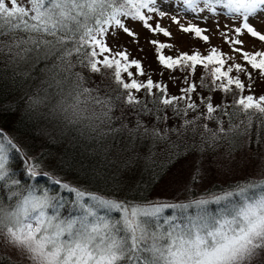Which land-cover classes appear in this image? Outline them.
Here are the masks:
<instances>
[{
  "label": "snow or ice",
  "instance_id": "snow-or-ice-1",
  "mask_svg": "<svg viewBox=\"0 0 264 264\" xmlns=\"http://www.w3.org/2000/svg\"><path fill=\"white\" fill-rule=\"evenodd\" d=\"M179 2L189 18L188 26H184L177 15L169 18L182 33L194 34L203 43H210L211 37L207 33L212 29L191 21H205V13L208 19H216L214 13L218 7L226 8L237 24L223 30L217 24L216 30L230 45L231 52L238 54L243 61L235 62L234 56H228L216 47L211 48L208 55H202L200 51L175 57L165 55L163 50L173 46L150 40L149 43L159 50L158 62L164 69L188 73L183 78L185 87L179 96L169 94L165 85L154 82L151 77L146 81L137 79V74L131 69L138 70L140 77L146 76L142 63L130 59L126 50L114 51L106 42L107 36H115L119 31L135 39L137 34L127 26L128 20L169 37L171 33L168 30L151 23L153 19L168 15L158 8V0H28V7L21 6L18 0H0V38H8L0 39V54L9 53L13 64L17 61L51 60L50 65H45V70L51 74L49 87L54 82L66 97L71 98V103L62 100L58 106L64 119L70 124L87 121V127L93 131L100 129V125H106L107 132L100 129L102 136L115 138L127 130L131 139L140 135L165 141L169 132L178 137L189 129L195 132L198 121L204 120L214 122L216 127H209L208 123L199 125L203 130L202 139L214 143L233 134H249L255 120L258 125L256 142L259 143L260 127H264V94L256 97L254 94L245 95V91L251 92L255 84L249 67L264 80V50H244L242 37L248 35L264 42V29L250 22L258 19L264 24V0ZM230 60L232 63H228ZM198 66L208 70L207 76L212 78L210 83L202 80L200 87L209 92L220 91V104L214 105L211 95H199L200 104L192 99L191 94L196 92L197 86L190 79ZM85 72L90 76L100 75L102 81H111L116 85L111 91L118 94L113 96L107 85L103 92L100 85L86 87ZM240 74L245 75L248 84ZM170 78L179 79L175 76ZM141 92L144 99L134 94ZM229 94L232 95L231 104L223 99ZM43 100L35 97L32 102L38 105ZM116 102L136 113L134 128L129 129L127 124L113 127L112 113ZM229 108L233 111L229 112ZM169 109L173 118L180 119L178 127L164 128L162 132L155 124L149 128L140 119L141 115L152 116L157 124L166 123ZM190 112L196 113L192 119L188 118ZM240 116L244 119H239ZM225 118L228 119L227 128L224 127ZM116 119H126L123 110ZM234 120L238 123H233ZM170 147L175 148L176 145ZM21 151L19 145L0 130V189L5 192V196H0V239L17 250L28 264H161V261L163 264H255L258 258L264 260V196L236 211L231 219L210 224L208 217L203 216L187 230L173 229L164 234L149 231V222L165 209H186L189 204L109 199L85 189L70 188L67 183L53 178L55 185H62L66 191L75 193L80 207L83 208L88 200L94 202L88 205L83 220L65 221L48 213L58 197L50 196L47 191L38 195V184L25 187L10 169L12 153L20 155ZM24 161L29 179L38 181L41 176L48 175L41 171L42 161L28 157ZM193 180L198 182L199 177L194 175ZM252 186L255 182L236 185L241 192ZM208 195L219 203L233 193L217 195L210 191ZM5 200L10 202L5 203ZM192 203L202 206L209 203V199L205 197ZM94 207L113 210L121 214V219L100 218ZM88 217H93L97 223L89 226Z\"/></svg>",
  "mask_w": 264,
  "mask_h": 264
},
{
  "label": "trees",
  "instance_id": "trees-1",
  "mask_svg": "<svg viewBox=\"0 0 264 264\" xmlns=\"http://www.w3.org/2000/svg\"><path fill=\"white\" fill-rule=\"evenodd\" d=\"M218 8H222L224 13L228 12L223 6ZM46 64L50 65L51 60H35L31 63L17 61L13 64L9 53L0 54V130L11 137L22 150L20 155L12 153L10 169L25 187L38 184V195L47 191L50 196L58 197L54 200V207L50 208L48 213L53 217L58 216L61 220L76 219L73 221H81L84 217L76 203L75 193L66 191L62 185H55L52 182L53 178L67 183L70 188L85 189L105 198L148 203L151 202L152 195L155 194L168 174L180 163L190 158H197L196 163L203 159L213 162V157L219 153L226 151L232 153L240 148L245 150L247 149L246 137L249 146L253 149L255 147L257 149L259 144L264 141V127H260V140L259 143L256 142L258 125L255 120L249 134H233L227 139H220L214 143H208L202 139L203 130L199 125L208 123L209 127H216L214 122L204 120L198 121L195 132L189 129L179 137L175 133L169 132L168 139L165 141L140 135L131 139L127 130L117 134L115 138L112 135L102 136L100 129L107 132L106 125H100V129L93 131L87 127V121L70 124L64 119L58 106L62 100L65 103H71V98L66 97L54 82L49 87L51 74L45 70ZM155 64L160 65L159 62H155ZM76 71H80V69H76ZM179 72L183 71L179 70ZM196 72L195 70L192 75H195ZM207 72L208 70L204 69V72L200 73L202 79L195 82L197 90L203 89L204 91H200L203 93L208 90L200 87L201 81L210 83L212 79L207 76ZM84 75L88 80L86 87L95 88L100 85L102 92L105 85L109 87V91L116 88V85L111 81L107 79L102 81L100 75L90 76L87 72ZM161 80L165 82V79ZM67 90L65 85L64 92L66 93ZM168 93L170 94V92ZM111 94L115 96L118 92L111 91ZM134 94L140 99L145 98L143 92ZM179 95L181 93L175 96ZM35 97L44 98L43 103L33 104L32 100ZM223 99L224 102L231 104L232 95L229 94ZM197 103L200 104V102ZM149 106L151 107V105ZM122 110L126 119H116L121 116ZM200 110L204 111L203 105ZM228 111L232 112L233 109L229 108ZM112 115L114 117L113 127L120 128L122 124H127L129 129L135 127L136 113L122 103L116 102V108ZM195 115L196 113L190 112L188 118L192 119ZM168 116L169 119L166 123L159 124L152 116L141 115L140 119L149 128L155 124L163 132L164 128L178 127L181 123L179 118L172 117L171 109L168 110ZM239 119H244V117L240 116ZM233 123H238V120H234ZM228 126V119L225 118L224 127ZM173 144L176 145L175 148L170 147ZM25 157L32 158L34 161H42L41 171L48 175L41 176L38 181L29 179L26 174ZM219 160L216 167L222 174H226L227 160H223L222 157ZM243 167L239 168L240 173L244 171ZM195 173H197V168L192 174ZM247 182L248 180L242 185L253 183ZM261 193L262 189L258 184H255V186L248 187L246 191L240 192V195L233 193L231 197L219 203L211 202L205 206H192L190 200L194 199L184 200V203L190 206L186 209H174L175 217L171 219L172 222L167 220L169 228L177 231L187 230L203 216L208 217L211 224L215 219L217 220L215 215H219L214 213L215 211L220 212L218 218L231 219L234 211L232 203L236 202L235 199L243 196L248 203ZM0 196H5L2 189H0ZM9 202L5 200V203ZM94 208L98 216L101 214L104 215V218L112 219L110 211ZM78 212L80 216L73 218V215ZM186 213L191 216L189 219H186L184 215ZM91 219L94 218L89 217V223ZM188 220L197 222L190 223ZM79 226L77 224V227ZM149 231L153 232V220L149 222ZM160 243L164 242L160 241ZM145 255L148 254L145 253ZM149 258L151 259V256ZM0 264L16 263L0 252Z\"/></svg>",
  "mask_w": 264,
  "mask_h": 264
},
{
  "label": "rangeland",
  "instance_id": "rangeland-1",
  "mask_svg": "<svg viewBox=\"0 0 264 264\" xmlns=\"http://www.w3.org/2000/svg\"><path fill=\"white\" fill-rule=\"evenodd\" d=\"M18 3L24 7L29 6L28 0H18ZM157 6L168 15L164 18L153 19L151 23L153 25L159 24L161 27L168 30L171 33L169 37H164L162 33H153L150 30L144 29L140 23L128 20L127 26L137 34L135 39L127 36L122 31L117 32L115 36L109 35L106 38L107 44L114 51L126 50L130 59H136L142 63L145 72L147 73L146 76L140 77L138 76V70L135 68L131 69V71L137 74V79L146 81L148 77H151L154 82L165 85L171 95L180 94L181 89L185 87L182 81L184 76L188 75V73L179 72V70L173 72L171 70L164 69L161 65L155 64V62H158L159 50L155 45L149 43V41L153 39L157 40L159 43L171 44L173 46L171 49L163 50L165 55H172L175 57L181 53L194 54L196 51H200L202 55H208L210 54L211 48L216 47L218 49H222L228 56H234L235 62L243 63L238 54L231 52L230 45L224 42L221 38L220 32L216 30L217 24L221 30L228 26L235 27L237 24V21L230 17L228 12L224 13L222 8H218L217 12L214 13L216 19H208L207 14L205 13V21H191V23H199V26L201 27L212 29V31L207 33L211 37L210 43H203L197 39L194 34L182 33L180 28L169 18L171 15H177L181 19V23L184 26H188L189 18L185 15L184 7L179 0H158ZM250 22L253 23L254 26L264 29V24L261 23V20L253 19ZM242 39L244 40V50H264V42H258L255 39L250 38L248 35H244ZM228 63H232V61L230 60ZM196 71L195 75L191 74L190 79V82L194 84L198 80L202 79L200 77V73H203L204 69L202 66H198ZM249 71L252 72L255 84L252 85L251 92L246 89L245 95L254 94L256 97H259L261 94H264V80H261L259 73L253 71L250 67ZM233 75H236V73L234 72ZM240 75L244 82L248 84L249 82L245 75ZM171 76L178 77L179 79H171ZM161 79H165V82ZM200 91L204 90L200 89ZM200 91L196 89V92L191 94L192 99L195 98L194 100L196 102H200V99H198L199 95H211L213 97L212 102L214 105L221 103L222 94L219 91L213 90L212 92L208 91L206 93ZM245 141L247 143V149L244 150L240 148L232 153L230 151L219 153L213 157V162L208 159H203L199 163H196L195 161L197 158H190L180 163L179 166L168 174L163 183H161V185L157 188L155 194L152 195L151 202L173 204L168 202L174 201L177 202L175 204H179L184 203V200L194 199L190 200V205L197 206L192 202L197 199L207 197L209 199V203H211L214 201L211 196L208 195L210 191L215 192L217 195H224L225 192L232 191L234 195H240L239 193L241 191L240 189H236V185H242L248 180L247 183L255 182V184H258V186L262 189V193L258 197L254 198L253 201L248 203H246L247 199L243 196L235 199L236 202L232 203V207H234L233 215L236 211L244 208L246 205L255 203L262 196H264V141L259 144L257 149H255L256 147L253 149V147L249 146L247 137L245 138ZM220 157H222L223 160H227L226 167L228 170L226 174H222L216 167V163L220 161ZM194 163H196V165H194ZM241 166H244V171L240 173L239 168ZM195 168H197V173L192 174ZM194 175L199 177L198 182L193 180ZM93 203L94 202H91V200H88L87 204H85L83 208L78 205L84 218L87 213L88 205H93ZM97 208H102L104 211H110L112 215V219L110 220L121 219V214L113 210H109L104 207ZM95 210L96 209L94 208V211ZM206 210L209 211V209ZM173 211L174 209H165L161 215L153 219V232L167 234V232L171 231L167 220L171 221V219L175 217ZM214 213L219 214L215 215L217 220L215 219L214 222L224 220V218H218L220 216V212L215 211ZM184 215L186 219L191 217L188 213ZM79 216L80 213L78 212L73 215V218H78ZM99 217L104 218V215L100 214ZM195 222L197 221L194 220L190 223ZM93 223H97V221H95V219H91L89 226ZM163 242V244L166 243V241ZM0 252L7 255L10 259L15 261L16 264H28V261L18 255L17 250L10 247L3 239H0ZM161 264H163V261H161ZM255 264H264V260L258 258L255 261Z\"/></svg>",
  "mask_w": 264,
  "mask_h": 264
}]
</instances>
